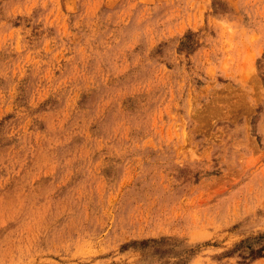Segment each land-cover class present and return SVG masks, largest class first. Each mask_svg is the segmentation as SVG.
<instances>
[{
  "label": "rangeland",
  "instance_id": "1",
  "mask_svg": "<svg viewBox=\"0 0 264 264\" xmlns=\"http://www.w3.org/2000/svg\"><path fill=\"white\" fill-rule=\"evenodd\" d=\"M0 264H264V0H0Z\"/></svg>",
  "mask_w": 264,
  "mask_h": 264
}]
</instances>
